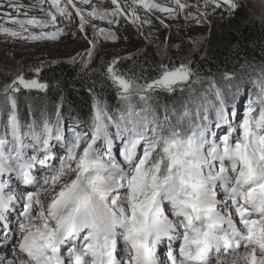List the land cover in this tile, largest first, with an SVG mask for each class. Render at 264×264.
Instances as JSON below:
<instances>
[{"label":"snow or ice","instance_id":"6c2138e0","mask_svg":"<svg viewBox=\"0 0 264 264\" xmlns=\"http://www.w3.org/2000/svg\"><path fill=\"white\" fill-rule=\"evenodd\" d=\"M170 3L132 0L131 5L122 6L111 0L114 7L108 9L92 0H66L63 7L60 0H35L31 5L7 0L0 7L17 14L3 13L6 22L16 27L0 24V33L23 40H56L64 33L56 27L57 14L72 20L68 5L79 17L80 32L91 24L94 36L104 40L117 39L116 33L99 28L93 20L112 25L124 16L133 25L151 23L141 19L137 6L169 18L190 7H196L200 17L207 15L198 5L182 0ZM209 3L213 10L226 6L230 16L242 7L238 0H204V7ZM258 6L264 11V0ZM37 9L43 18L28 16V11ZM187 17L201 22L191 12ZM260 19L264 23V15ZM88 43L93 45L87 51L90 59L96 42ZM115 63L108 64L107 74L124 106L113 117L94 96L90 136L77 132L66 140L59 112L55 124L43 113L37 121L31 109L33 118L21 119L14 93L21 87L45 91L46 83L19 74L0 89V176L14 173L34 187L23 196L19 213L23 219L18 221L12 258H0V264H264V85L255 100L250 97L238 123H233L236 113L230 117L226 111L214 81L210 84L218 102L212 105L214 120L203 101L196 105L195 120L188 102L179 112L164 106L161 118L148 103L151 94L184 91V85L194 91L191 85L199 84L201 77L191 68V61L162 62L159 75L144 83L135 76L117 74ZM224 78L231 77L225 73ZM134 97L142 107L132 103ZM213 124L227 126V131L218 135ZM109 127L116 129L114 135L109 134ZM101 138L106 144L103 152L96 147ZM52 140L60 143L65 155H51ZM116 140L120 141L119 159L114 155ZM49 159H58L59 165H49ZM36 163L49 169L42 182L30 172ZM8 187V180H0V220L16 200L14 191H6ZM221 193L223 200L218 198ZM165 238L168 250L166 259H161L157 249ZM8 239L5 235L4 240ZM174 241H179L178 250L172 247Z\"/></svg>","mask_w":264,"mask_h":264},{"label":"trees","instance_id":"16d2710c","mask_svg":"<svg viewBox=\"0 0 264 264\" xmlns=\"http://www.w3.org/2000/svg\"><path fill=\"white\" fill-rule=\"evenodd\" d=\"M238 2L242 7L230 16L226 6L213 10L214 5H209V3L205 8L204 0H197V5L201 10L205 9L207 13L204 17L208 19V22L196 30L204 41H196L199 35L190 36L183 40L177 50L187 46L188 42L193 43L196 41L195 47L187 46L186 51L207 52L202 58L197 55L194 56L192 61L194 72L203 81L200 86L204 95L206 89L215 92V89L210 88V84L214 81L217 86L216 79L220 75L223 76V80H226L224 78L225 73H228L230 77L235 75L239 78V83L243 86L240 94L241 97L245 96V98H243V101L239 99L224 101L229 116L231 117V114L235 112L236 116L234 118L239 117L242 120L250 97L255 100L260 86L264 85V23L260 19L264 12L259 11V0H238ZM196 14L199 15L197 10ZM204 32L206 33L205 36ZM162 43L167 44L162 47L163 49L159 48V52H170L172 44L169 41ZM141 45L139 50L135 52L142 53H135L129 58L118 56L113 67L117 74L126 77L135 76L138 81L144 83L145 79L151 81L159 75L157 69L160 64L156 62V57L152 54L145 53L152 52L149 42L148 44L141 42ZM99 67L100 64L98 67L90 65L84 69L85 66L72 65L61 61L41 67V71L36 74L39 82L48 85L45 93L41 95L45 109L47 103L52 106L59 100L66 106L64 111L62 110L59 113V124L66 140L71 139L77 132H87L90 136V130L83 131L81 126L79 129L77 128L78 130L75 128L73 130L72 124L73 126L74 124L85 126L84 121H86V124L91 128L94 96L104 106H107V111L113 117H117L124 106V102L116 99V92L110 85L107 75L104 74V69L97 71ZM8 77V74L0 71V84L7 82ZM222 84L225 85V83ZM223 87L225 86H222V89ZM194 97L196 100L189 98V94L183 96L178 92H173L156 95V92H154L151 94L148 103L161 113H163L164 106H167L170 112L173 108L179 112L183 110L186 102H188L189 109H195L196 105L203 99H200L199 96ZM135 105L137 107L143 106L141 101L135 103ZM191 112L193 120H195V113ZM62 113H65V115ZM44 115L51 123H57V115L51 116L47 113H44ZM35 117L37 116L35 115ZM40 118H36V120L39 121ZM21 119L27 122L25 118ZM173 120L175 123L174 117ZM108 131L110 135H114L116 129L109 127ZM51 145V152L61 147L60 143L55 140L51 141ZM119 146L120 141L116 140L114 155L118 153V157ZM96 147L100 148L101 152L105 150L106 144L103 138L97 141ZM28 154H32L31 149H28ZM37 154L42 155L41 153Z\"/></svg>","mask_w":264,"mask_h":264},{"label":"rangeland","instance_id":"374dc122","mask_svg":"<svg viewBox=\"0 0 264 264\" xmlns=\"http://www.w3.org/2000/svg\"><path fill=\"white\" fill-rule=\"evenodd\" d=\"M20 3H23L25 5H31L35 2V0H19ZM154 2H158L160 4H165L168 6H172L170 3V0H154ZM182 2H186L189 5H197V0H182ZM0 3H3L6 5L7 0H0ZM66 0H60V6H65ZM93 4H98L103 8L112 9L114 6L111 4V0H103V3L101 4V0H92ZM118 3L122 6L125 4L131 5L132 0H118ZM209 5H212L211 3ZM79 7L83 8L85 11L90 10V6L86 5H79ZM44 8L46 10L49 9V5L47 3L44 4ZM69 10L73 12V17L71 21H68L62 17H60L57 14V28H63L64 33L56 40H40V41H33V40H23L18 38H12L7 37L4 34L0 33V71L8 74V80L7 82H2L0 85V89H3L5 84H9L12 82V80L19 74H22L25 79H37L36 78V68H41L45 65L55 64L58 62H68L72 65H78V66H85V62L87 61V66H85L84 69H86L90 65L99 66L97 68V71L100 69H104V74L107 75L110 85L113 87V89L116 92V86L112 83L111 79L109 78L107 74V66L110 64L113 60H117V57H124L129 58L133 56L135 53H142V52H135L139 50V46L141 45V42L144 44H149V47L151 48L152 52H145L148 54H152L154 57H156V62L161 64L166 63L169 64L170 61L174 62L176 65H179V63L188 62L191 61V68L194 71V68L192 67V61L194 56H200L201 58L205 56L207 52H187L186 47L192 46V48L195 47L196 41L197 42H203L204 39L200 37V34L196 31L198 28H201L200 26H203L208 22V19H205L206 17H200L196 14V7H190L186 8L183 13L177 12V15H175L173 18H169L166 13H161L157 11H146L140 6H137L136 10L139 16L142 20H150L151 23H144L133 25L130 22V18L126 19L124 16L117 17L116 20L118 22H114L112 25H109L106 21H100L98 19L93 20L92 23H95L99 28H105V29H111L113 32L116 33L117 39L115 40H104L103 38H99L94 36L93 29L91 27V24L86 26V32L82 33L79 30V17L75 16L74 9H72L71 5H68ZM200 8V7H199ZM53 12H55V9H51ZM24 10H22L23 12ZM127 11V9H125ZM200 11L205 12V9ZM259 11H262L260 8ZM4 12H9L11 15L15 16L17 15L12 9L8 7H0V24H3L7 27H16L14 25H11L10 23H7V18L3 16ZM191 12L193 16L199 17L201 22L199 24L196 23V20L187 17V13ZM264 12V11H263ZM36 16L37 18H43L44 13L40 12L38 9L34 11H28V16ZM19 18L23 19L24 16L21 15ZM161 20L163 21V24L161 23ZM167 25V26H165ZM46 30H53L51 28ZM32 31L39 32L40 29L33 28ZM75 34V35H73ZM85 35L87 36V40L85 39ZM197 40L193 43H187V46H183L181 50H177L178 46L183 42V40L190 36H196ZM206 33L204 32V36ZM144 39L148 40L145 41ZM93 40L95 41V48L93 49V55L89 59L87 56L88 49H92L93 45L89 44L88 41ZM143 40V41H142ZM170 42L172 44L170 48V52H159V48H162L164 45L166 46L167 43L162 42ZM142 46V45H141ZM163 49V48H162ZM171 66V64L169 65ZM195 79V77H193ZM38 80V79H37ZM218 85L217 87L220 89L222 93V97L224 100L232 101L235 99H239L243 101L244 97H241L240 90L243 87L241 83H239V78L235 75L231 76L230 79L223 80V76H219L216 79ZM139 83H143L141 81H138ZM203 81H201L199 84H192L191 88L194 89V91L190 92L188 85H184V91H181L179 88L176 89L174 92H178L180 95H188L189 98H192L193 100H196L194 96H199L200 99H202L203 102L207 103L209 108V115L211 119H215V113L212 108V105L215 103H218L216 101L215 92L214 90L206 89V94L204 95L202 87L200 86ZM222 83H225L223 85ZM222 86L223 87L222 89ZM225 92V93H224ZM45 91H39V90H27L21 87L20 91L18 93H14V95L17 97L18 106H19V112L20 117L25 118L26 121H29L33 118H40L41 113H47L48 115H57V112H61L62 110L66 108V106L63 105V103L59 100L56 101L52 106L47 103L46 109L43 104V98L41 95H43ZM170 94L173 92H167L163 90H157L156 95L159 94ZM182 93V94H181ZM116 99L117 92L115 93ZM204 95V97H203ZM3 97L0 96V100H2ZM240 101V102H241ZM132 103H139V99L134 97L132 100ZM49 107V108H48ZM107 107V106H106ZM31 109V113L33 116H30L29 112ZM107 109V108H106ZM194 113L196 112L195 109H191ZM242 110V109H240ZM51 111V112H50ZM158 114L163 117V113L159 112L157 110ZM65 115V113H62ZM35 115L37 117H35ZM241 119L239 117L233 118V123H238ZM174 123V120H173ZM84 125L82 126L80 124H72L73 130L79 129V127H82L83 131H86L87 129L90 130V126L86 124V121H84ZM77 129V130H78ZM76 130V131H77ZM213 131H215L218 135H223L227 131V126H222L221 128H216L215 125H213ZM61 147L56 148V150H53L52 153L55 157H60L65 155V150H61ZM117 158L118 153H115ZM50 165L58 166L59 160L55 159L53 160ZM49 169L45 168L41 173L40 176L36 177L38 181L42 182L43 177L48 173ZM0 180H6L4 176L0 178ZM9 183V182H8ZM8 191V189H6ZM219 199L223 200V194L221 193L218 197ZM234 213V211H233ZM170 218H173L171 216V212L168 213ZM238 220V217H237ZM18 226L16 229L12 231L13 235V241L11 244L6 246H1L3 244V241H0V258L7 257L8 259L12 258V247L16 243V240L18 239ZM4 245V244H3ZM158 254L160 255L161 259H164L162 257V252L160 249H157Z\"/></svg>","mask_w":264,"mask_h":264},{"label":"bare ground","instance_id":"6f19581e","mask_svg":"<svg viewBox=\"0 0 264 264\" xmlns=\"http://www.w3.org/2000/svg\"><path fill=\"white\" fill-rule=\"evenodd\" d=\"M3 244H4L5 246H6V245H7V246L9 245V244H7V243H3ZM162 254H163V253H162ZM163 257H164V255H163Z\"/></svg>","mask_w":264,"mask_h":264}]
</instances>
